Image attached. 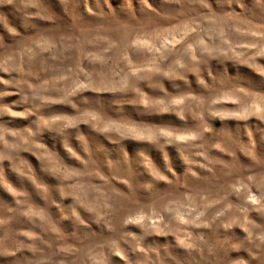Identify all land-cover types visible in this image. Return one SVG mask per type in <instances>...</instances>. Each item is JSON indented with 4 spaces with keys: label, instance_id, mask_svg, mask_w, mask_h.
I'll list each match as a JSON object with an SVG mask.
<instances>
[{
    "label": "rangeland",
    "instance_id": "1",
    "mask_svg": "<svg viewBox=\"0 0 264 264\" xmlns=\"http://www.w3.org/2000/svg\"><path fill=\"white\" fill-rule=\"evenodd\" d=\"M0 264H264V0H0Z\"/></svg>",
    "mask_w": 264,
    "mask_h": 264
}]
</instances>
